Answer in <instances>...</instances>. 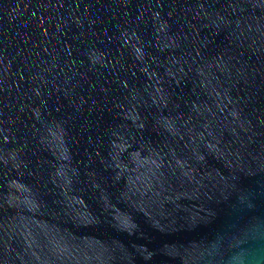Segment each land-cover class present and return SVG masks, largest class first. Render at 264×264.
<instances>
[{
    "label": "water",
    "instance_id": "obj_1",
    "mask_svg": "<svg viewBox=\"0 0 264 264\" xmlns=\"http://www.w3.org/2000/svg\"><path fill=\"white\" fill-rule=\"evenodd\" d=\"M0 264H264V0H0Z\"/></svg>",
    "mask_w": 264,
    "mask_h": 264
}]
</instances>
